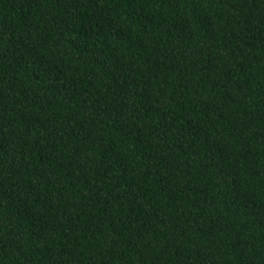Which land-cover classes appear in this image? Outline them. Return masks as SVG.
Returning a JSON list of instances; mask_svg holds the SVG:
<instances>
[{
	"label": "trees",
	"instance_id": "obj_1",
	"mask_svg": "<svg viewBox=\"0 0 264 264\" xmlns=\"http://www.w3.org/2000/svg\"><path fill=\"white\" fill-rule=\"evenodd\" d=\"M0 264H264V0H0Z\"/></svg>",
	"mask_w": 264,
	"mask_h": 264
}]
</instances>
